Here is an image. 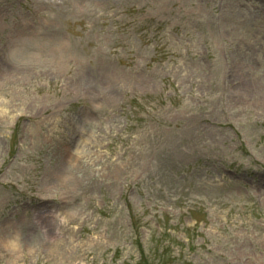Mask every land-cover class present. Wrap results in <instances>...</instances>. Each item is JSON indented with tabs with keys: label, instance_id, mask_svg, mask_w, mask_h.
<instances>
[{
	"label": "rangeland",
	"instance_id": "rangeland-1",
	"mask_svg": "<svg viewBox=\"0 0 264 264\" xmlns=\"http://www.w3.org/2000/svg\"><path fill=\"white\" fill-rule=\"evenodd\" d=\"M0 264H264V0H0Z\"/></svg>",
	"mask_w": 264,
	"mask_h": 264
},
{
	"label": "bare ground",
	"instance_id": "bare-ground-1",
	"mask_svg": "<svg viewBox=\"0 0 264 264\" xmlns=\"http://www.w3.org/2000/svg\"><path fill=\"white\" fill-rule=\"evenodd\" d=\"M76 157H78V156H76ZM71 159V158H70ZM78 159V162H79V165H74L73 166V168L75 169V168H79V170H80V172L83 174V177H85V175L87 174V172L85 173V171H87V169L85 168L84 169V167L83 166H81V164H82V161L83 160H81L79 157L77 158ZM77 162V163H78ZM78 166V167H77ZM66 173V172H65ZM77 175V174H76ZM75 175V173H74V170L73 169H68L67 168V175H64L63 174V180H64V182H66L67 184H70L73 180H75V177L74 176H76ZM78 180V182L79 183H81L82 181H84V179L83 178H80V179H77ZM13 244L14 243H12L11 245L13 246ZM10 246V245H9Z\"/></svg>",
	"mask_w": 264,
	"mask_h": 264
}]
</instances>
